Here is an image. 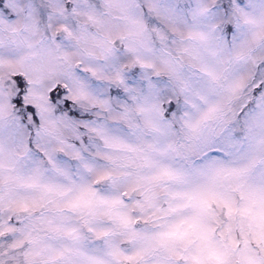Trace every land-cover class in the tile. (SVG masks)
<instances>
[{
  "label": "snow or ice",
  "instance_id": "1",
  "mask_svg": "<svg viewBox=\"0 0 264 264\" xmlns=\"http://www.w3.org/2000/svg\"><path fill=\"white\" fill-rule=\"evenodd\" d=\"M0 264H264V0H0Z\"/></svg>",
  "mask_w": 264,
  "mask_h": 264
}]
</instances>
